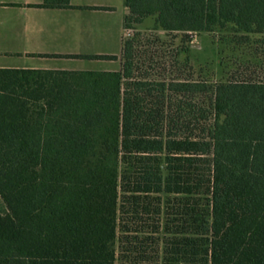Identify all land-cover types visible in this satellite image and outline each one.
<instances>
[{
    "label": "trees",
    "instance_id": "16d2710c",
    "mask_svg": "<svg viewBox=\"0 0 264 264\" xmlns=\"http://www.w3.org/2000/svg\"><path fill=\"white\" fill-rule=\"evenodd\" d=\"M124 6L118 69L0 68V264H264V0Z\"/></svg>",
    "mask_w": 264,
    "mask_h": 264
},
{
    "label": "crops",
    "instance_id": "0c3cea01",
    "mask_svg": "<svg viewBox=\"0 0 264 264\" xmlns=\"http://www.w3.org/2000/svg\"><path fill=\"white\" fill-rule=\"evenodd\" d=\"M0 0V68L82 71L77 56H117L124 0ZM114 26L116 29H114ZM113 30H116L114 34Z\"/></svg>",
    "mask_w": 264,
    "mask_h": 264
},
{
    "label": "rangeland",
    "instance_id": "374dc122",
    "mask_svg": "<svg viewBox=\"0 0 264 264\" xmlns=\"http://www.w3.org/2000/svg\"><path fill=\"white\" fill-rule=\"evenodd\" d=\"M129 14V12L127 13ZM154 26V19L147 18L140 25L134 26L132 29H128L126 31L123 30L122 38L125 39L128 36H131L136 31L146 32L151 30ZM114 29L115 26H114ZM114 34H116V30H113ZM192 46L197 53L204 57L207 61L212 62L216 56L214 55V45L212 42V38L208 34H197L192 36ZM163 61L158 62L159 66L155 68L151 73L154 77H160L165 75L168 76V71L171 68L170 63H164V67L161 65ZM75 66H78V70H108V69H118V62H114L113 64L110 62H78ZM163 68H165V73ZM184 76V75H183Z\"/></svg>",
    "mask_w": 264,
    "mask_h": 264
}]
</instances>
